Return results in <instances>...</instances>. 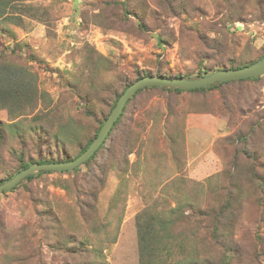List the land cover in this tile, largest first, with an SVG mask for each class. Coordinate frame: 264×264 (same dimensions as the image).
<instances>
[{
  "label": "rangeland",
  "instance_id": "1",
  "mask_svg": "<svg viewBox=\"0 0 264 264\" xmlns=\"http://www.w3.org/2000/svg\"><path fill=\"white\" fill-rule=\"evenodd\" d=\"M7 1L0 56L29 64L41 97L34 109H0V180L17 171L20 153L25 159L78 153L138 73L196 76L264 55V0ZM256 122L262 126L244 143L238 136ZM244 148L256 159L244 157ZM89 171L102 182L91 176L86 183ZM258 175H264V75L197 92L145 89L88 165L0 192V264L25 254L19 236L38 248L25 264L82 261L59 245L86 246L88 260L139 264V213L167 218L180 205L196 218L200 208L219 209L227 190L235 201L220 225L223 239L237 248L239 264H264ZM79 184L98 194L89 223L76 200ZM51 208L58 222L45 219ZM200 225L187 233L196 230L202 241L207 229ZM20 227L25 232L16 234Z\"/></svg>",
  "mask_w": 264,
  "mask_h": 264
},
{
  "label": "trees",
  "instance_id": "2",
  "mask_svg": "<svg viewBox=\"0 0 264 264\" xmlns=\"http://www.w3.org/2000/svg\"><path fill=\"white\" fill-rule=\"evenodd\" d=\"M7 5H8L7 0H0V17L7 16L5 11ZM140 27H143L142 23L140 24ZM31 58L35 59V56H31ZM260 58H258L257 60H259ZM242 66L230 65L229 67H224V68H238ZM216 69L218 70L222 68H216ZM151 74L175 76V77L193 76L190 74H182V73L172 74V73H162L160 71L154 73L149 71V72H143L142 74L138 73L136 79ZM205 74H208V72L207 71L204 73L200 72L198 75H205ZM251 79H258V78L232 80V81L215 84L209 88H200V89H192V90L163 88L158 86L146 87L139 90L132 98H130L127 104L138 93L144 91L145 89L160 88L175 92H182V91L197 92V91L214 89L221 85L235 81L237 82V81H244ZM135 80L126 83L124 89L119 93V95H117L113 104H111L110 109L108 110V114L104 117L103 121L97 127L93 136L86 142L85 145H83L80 148V151L78 153H76L74 156H58V157L41 153L40 156L35 159H25L24 153H20L19 154L20 159H19V165L17 171L8 175L6 178L1 179L0 183H4L12 179L19 170L26 168L33 163L70 161L77 158L82 152H84L88 148L91 142L96 138L102 125L104 124V122L110 115L112 109L116 105L119 97ZM40 97H41V93L38 85V75L34 70H32V67L27 63L10 61L0 56V109H7L9 110V112L12 113L20 111L26 107H28L29 109H34L36 108V105L38 104ZM126 106L121 116L117 119V121L113 125L109 135L107 136L103 144L98 148L95 154L88 161H86L84 164L76 167L73 170H64L59 172L65 173L74 170L77 171L82 166L88 165L89 162L96 156V153L102 147H104L105 143L111 136V133L115 129V126L124 116ZM261 126H262L261 123L256 122L250 127L248 132L244 133V136H238V138L240 140L243 138L244 143L246 144H249V142L251 143L254 140L252 134L257 130V128ZM62 130H63V126H61L60 132H62ZM243 152H244V157H246L247 159L250 160L256 159V157H254V155L247 148H244ZM255 164L256 161H254V164L250 166V173L252 175H256ZM51 172L54 171H40L33 175L27 176L25 179L32 180L37 175H41L44 173H51ZM91 176L92 178L97 179L99 183L102 182V179L96 173H94V171H89V174L86 173V178H85L86 183L88 184L91 183L90 180ZM257 179L259 180V189L261 191V196L258 198L257 203L262 208H264V175H258ZM21 182L10 190L16 189L21 184ZM231 185H233V183H231ZM229 192L231 191L228 190L226 191L227 193L226 201L225 203L221 204V207L219 209H215V208L212 209L209 207L200 208V210L197 213L199 217L196 218L190 217L187 214H185V212L182 211L180 205H176L175 207H173L172 215L167 218H164L159 214L151 215V213H149V209H146L141 213H139L136 217L137 233L139 238V264H239L238 261H239L240 253L238 252L237 248L234 247V245L232 244L229 245L226 241H224L223 239L224 235L220 227L222 221L226 220L227 214L231 211V208L234 206L233 203L235 201L234 194L232 195V192L231 194ZM76 193H77L76 200L80 207L81 214L84 220L87 223H89V221L92 219L91 211L95 212L97 209L96 198L98 194L96 193L95 189H92L91 191H84V187L80 184L76 185ZM83 195H88L91 200L87 201L83 199L82 198ZM87 209H89L88 212ZM45 215L47 216L45 217V219L48 222L53 223V221H57V222L59 221L58 216L55 214L52 208L46 211ZM41 217L44 220V216ZM196 222L197 223L200 222L201 223L200 226L206 227L207 229L206 234L204 235V237H202V241L200 240L199 233L196 232V230H191V232L187 233V229L190 228V225H192V223L196 225ZM20 228L21 229L19 231L17 230L16 234L25 232V230L22 227ZM190 240H192V242ZM62 241L64 242L65 240L63 239ZM15 242L17 243L18 246H20L19 250L25 253L22 254V258L19 257L18 260L14 262L15 264H25L24 262L25 260L29 259L30 257H33L34 253L36 254L38 253V248H35L34 250L32 248L30 249L31 246H28L27 241L24 243V238L22 236H19L15 240ZM51 246L53 245L51 244ZM214 246L219 250L221 249V252H218V255H216L217 257L214 255L213 252ZM64 247L66 246L59 245L58 249L66 251L67 253H69V255H76L78 256V258H82V261L77 260L76 263L65 261L62 264H106L103 261H94V260L86 259L83 255L85 250H88L86 249V246H84L85 249L84 248L77 249L76 247L75 248L74 247L64 248ZM23 248L26 249L27 251H25Z\"/></svg>",
  "mask_w": 264,
  "mask_h": 264
},
{
  "label": "water",
  "instance_id": "3",
  "mask_svg": "<svg viewBox=\"0 0 264 264\" xmlns=\"http://www.w3.org/2000/svg\"><path fill=\"white\" fill-rule=\"evenodd\" d=\"M262 75H264V55L251 64L238 68H222L205 75L175 77L151 74L136 79L119 97L116 105L102 125L96 138L77 158L70 161L33 163L28 167L19 170L12 179L0 183V192L14 188L27 176L33 175L37 172L73 170L84 164L103 144L113 125L123 113L128 100L143 88L158 86L163 88L192 90L209 88L215 84L232 80L258 78Z\"/></svg>",
  "mask_w": 264,
  "mask_h": 264
}]
</instances>
